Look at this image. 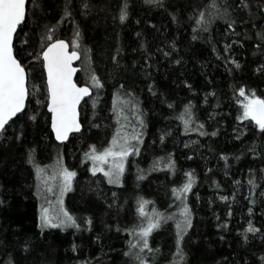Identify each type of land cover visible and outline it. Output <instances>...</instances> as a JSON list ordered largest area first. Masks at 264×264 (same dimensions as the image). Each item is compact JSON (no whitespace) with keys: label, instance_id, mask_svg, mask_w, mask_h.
Segmentation results:
<instances>
[{"label":"trees","instance_id":"trees-1","mask_svg":"<svg viewBox=\"0 0 264 264\" xmlns=\"http://www.w3.org/2000/svg\"><path fill=\"white\" fill-rule=\"evenodd\" d=\"M165 2L167 11L147 5L143 0H129V16L121 23L118 19V5L123 0H91L94 7L87 16L80 15L79 0H73L74 18L82 32L81 48L91 49L88 53L91 56L90 67L104 78V88L96 108H92L90 100L86 105L82 103V135H75L66 144L53 140L42 116L37 123H28L22 141H0V196L7 201L0 207V241L7 239L11 246H15L17 242L22 244L27 240L34 245L35 250L26 264H77L78 261L85 264H135L133 258L124 255L130 239L128 233L117 232L115 227L110 230L105 225L119 223L123 228L138 223L136 204L141 197L149 202L145 206L146 213L151 214L155 209L165 217L175 215V219L166 218L149 238L150 245L154 249L159 248L153 264H169L175 250L176 219H179V202L173 203L171 188L182 184L186 179L184 173L190 170L194 173L195 182L186 201L192 212V227L184 238L187 264H236L238 261L242 264L245 247L236 228L244 224L242 218L248 217V201L244 199L248 191L245 180L247 170L249 167H259L260 161H253L250 156H242L239 161L234 159L235 155L243 151V144L241 140L232 138L238 105L235 104L230 85L241 82L256 86L259 83V78L251 74V68L254 67L252 62L257 60V56L253 55L255 33L264 26V20L254 14L251 22L237 27V32L241 33L237 37L226 36L224 20L215 18L209 30H197L200 38L193 40V10H205L207 14L211 11L213 0ZM227 2L232 3V0ZM63 3L64 0H44L46 10L40 23H54L59 19ZM215 3L220 4L221 0H215ZM169 12H175L178 23L172 22ZM236 15L245 14L240 12ZM252 23L257 27L252 28ZM73 28L69 19L58 26L55 35L69 40ZM137 32L142 33L140 39L136 36ZM225 39L229 42L241 39L244 42L243 47H233L235 57L241 62V70H236L232 76L228 75L213 52V45L222 49ZM141 40L146 43L148 51L155 53L150 61L152 67L145 70H142L145 63L144 50L139 48ZM173 41L177 47L170 57L165 58L156 51L157 47L169 50ZM117 44L123 49L119 68H115L110 59ZM177 58H181L180 64L171 62ZM133 61H136L135 65ZM78 65L80 70L76 79L84 83L87 76L83 68L89 65L83 56ZM145 71L150 72V75L146 76ZM185 80L192 84L195 92L189 91L183 83ZM31 83L43 88L38 79L33 78ZM120 83L125 85V89L118 91L117 85ZM149 84L154 85L155 96L149 92ZM260 87L264 88V84ZM127 89H131L134 95L128 96ZM210 91L217 94V99L209 97L211 105L219 102V107L213 108L202 102L204 94ZM165 99L174 102L172 109L162 102ZM189 100L194 105V120L202 121L208 132L218 128V136H200L197 132L185 134L184 123L178 117ZM132 103H136L137 107L133 108ZM123 104L125 106L121 107ZM34 107L35 100L29 105V110ZM212 113L216 115L214 119H209ZM140 114L146 123V127L140 129L144 132V144L141 145L139 156L129 157L132 163L126 165L123 187L107 184L102 175L93 176L87 164H80L79 158L87 151L88 145L95 144L97 148L105 146L115 131L117 120L122 118L130 122ZM93 123L100 127H91ZM192 127H196V124L193 123ZM161 133H166L163 142L160 141ZM33 148V162L30 163L28 153ZM221 152L231 154L228 176L224 175ZM167 153H171L176 161L175 174L150 171L154 159ZM189 156L191 159L187 158ZM57 158H61L67 167L77 172L66 196V209L78 222L91 216L93 224L90 231H77L74 228L64 231L45 229L41 234L37 227V170ZM137 167L145 170L144 179L139 181L136 180L139 174ZM213 179L221 185L220 189L212 186ZM233 180H240L241 184H233ZM234 190L235 202H228L234 215L228 218L226 202L220 201L218 195L231 196ZM112 191L120 194L119 203L123 207L119 211L116 207L109 208L105 202H111ZM210 198L212 203H209ZM261 199L257 194V203L253 206L255 215L252 219L257 226L264 225V204ZM217 216L221 220L229 219L228 229L216 228ZM97 235L101 237L99 241L93 239ZM73 243L78 246L76 252L72 251ZM257 243L256 240L252 241L253 245Z\"/></svg>","mask_w":264,"mask_h":264},{"label":"snow or ice","instance_id":"snow-or-ice-1","mask_svg":"<svg viewBox=\"0 0 264 264\" xmlns=\"http://www.w3.org/2000/svg\"><path fill=\"white\" fill-rule=\"evenodd\" d=\"M143 2L164 11L168 10L165 0H143ZM72 4L73 0H64L59 19L54 23L45 22L41 24L40 21L44 18L43 14L46 10L44 0H0V141H22L25 136L24 129L28 123H37L41 116L44 124L50 129L51 136L60 144L70 142V139L76 134L82 135L84 127V121L81 119L82 102L86 105L90 100L92 108H96L98 97L104 88V78L90 67L91 56L88 53L91 49L81 48L82 32L74 18ZM93 7L91 0H79L80 15L87 16ZM210 7L211 11L207 14L205 10H199L198 12L193 10L195 18L193 40L200 38L197 30L207 32L209 25L215 18L224 20L226 36L237 37L241 35L237 32V27L245 26L246 23L251 22L254 14L264 20V0H232V3L221 0L220 4L215 3V0H213ZM240 12L245 15H236ZM168 14L171 16L173 23L179 22L175 12H169ZM128 16L129 0H123V3L118 5V19L123 23ZM189 18L192 19L193 17ZM69 19L74 25L71 38L65 40L57 37L55 33L58 26ZM30 20L32 21L31 27L29 26ZM153 27L156 26L153 25ZM251 27L256 28L257 25L252 23ZM136 36L140 39L142 33L137 32ZM234 45L243 47L244 42L241 39H235L231 42L225 39L222 49H217L213 45L216 59L221 61L229 76H232L236 70H241V62L233 52ZM176 47L177 45L173 41L169 46V50L157 47L156 51L163 57L168 58ZM139 48L144 50L145 63L142 70L149 69L152 67L150 61L155 53L148 51L143 40H141ZM122 51L123 49L117 44L111 54L110 59L115 68L120 67ZM253 55L257 56V60L252 62L254 67L251 68V74L259 78V83L256 86L241 82H234L230 85L235 104L238 105L237 115L235 116L236 124L232 127V138L241 140L243 144V151L239 155H235L234 159L239 161L242 156H250L253 161H260L259 167H249L247 170L245 180L248 191L244 199L248 201V217L242 218L244 224L236 228L245 247V257L241 258L242 264H264V225L257 226L252 219L255 215L253 206L257 203V194L262 198L261 203L264 204V88L260 87L264 84V26H261L260 30L255 33ZM81 56L89 65L83 68L87 76L84 83H80L78 79L74 78L77 73L74 62L79 60ZM171 62L180 64L181 58L174 59ZM133 64L135 65L136 61H133ZM145 75L149 76L150 72L145 71ZM33 78L42 83V89L36 83L30 85ZM183 83L189 91H196L188 81L185 80ZM124 89L125 85L123 83L117 85L118 91ZM148 90L152 95H156L153 84L148 85ZM126 91L128 96L134 95L131 89ZM85 97L88 99L86 100ZM209 97L217 99L216 92H206L202 102L213 108L220 106L219 102L216 105H211ZM33 100H35V107L29 110V105ZM162 102L166 103L170 109L174 107L172 101L165 99ZM131 106L133 108L137 107L136 103H132ZM193 107V102L191 100L187 101L183 106V112L178 117L184 123L183 130L185 134L197 132L200 136H218V128L208 132L202 121L194 120ZM44 109L46 111H42ZM215 115V113L210 114L209 119H214ZM136 119L139 122L140 129L146 127L142 114L137 115ZM193 123L196 124V127H192ZM117 125L118 127L113 132L107 146L98 150L95 144L88 145L87 151L83 153V159L92 162L88 171L93 176L101 173L107 184L121 188L125 183L126 165L132 163L129 157L135 158L141 154V145L144 144V132L133 128V131L129 133L125 130L124 125L120 124L119 120H117ZM91 127L98 128L100 125L93 123ZM10 129L11 135H9ZM165 135L166 133H161V142L164 141ZM34 150V148L29 149L28 161L30 163L33 162L31 153ZM229 155L231 154L220 153V159L224 161L225 176L229 175L227 171L229 168ZM187 158L191 159L190 156ZM149 170L166 171L169 175H174L176 161L171 153H167L165 156L156 157ZM137 172L139 174L136 176V180L144 179L145 170L137 167ZM58 176L60 180L61 198L58 200L60 209L58 212L53 213L50 207H41L37 225L41 230V234L44 233L45 229L64 231L67 228H74L77 231H90L93 224L91 216H86L78 222V219L63 207V193L72 187L77 172L61 165ZM184 176L186 179L182 184L171 188L173 203L179 202V219H176L175 250L169 264H187L188 253L185 250L184 238L188 229L192 227V212L186 201L187 195L192 190L195 182V176L191 170L185 172ZM52 178L55 179V177ZM211 184L216 189L221 188V185L214 179ZM233 184H241V181L233 180ZM46 190L51 192V186H46ZM119 195L117 191L111 192V202L105 201L108 203L109 208L116 207L119 211L123 207L119 203ZM235 197V190L231 196L218 195L220 201L226 202V216L228 218H232L234 215L228 202L230 200L235 202ZM197 199H199L198 196ZM6 202L0 196V207H3ZM212 202L210 198L209 203ZM48 203L51 204L50 201ZM148 203L142 197L138 199L136 204L138 223L134 226L122 228L119 223L105 225L110 230L115 227L117 232L128 233L130 239L127 242V250L124 255L133 258L135 264H153L159 248L154 249L150 245L149 238L154 230L161 227L166 218L175 219L174 214L165 217L164 214L157 212L155 209L151 214L146 213L145 206ZM216 219L218 221L216 223L217 229H228L229 219L221 220L219 216ZM93 239L99 241L101 237L97 235ZM221 239H224V237L221 236ZM253 240L258 241V243L253 245ZM34 250L35 246L27 240L22 244L17 242L15 246H11L7 239L0 241V264H26L28 257ZM77 250L78 246L73 243L72 251L76 252ZM77 264H85V262L78 261ZM236 264H241V262L238 261Z\"/></svg>","mask_w":264,"mask_h":264},{"label":"rangeland","instance_id":"rangeland-1","mask_svg":"<svg viewBox=\"0 0 264 264\" xmlns=\"http://www.w3.org/2000/svg\"><path fill=\"white\" fill-rule=\"evenodd\" d=\"M124 106L125 105L123 104L121 107H124ZM119 122H120V124L124 125L125 130L129 133H131L133 131V128L140 130L139 125L136 124V122L139 123L137 121V119L130 121V122H126L125 120H123L121 118V120H119ZM117 127H118V125H116V128ZM116 128H115V130H116ZM111 137H112V135H111ZM111 137L108 139V141L111 139ZM108 141H107V143H108ZM107 143L105 144V146H107ZM103 147L98 148V150L102 149ZM61 158H57L56 161H53L51 164L47 165L46 167H43V168L37 170V174H36L37 183L36 184H37V196H38V200H39V213H40L41 207H50L52 209L53 213L58 212L60 209V205L58 203V200L61 198L60 197V189H59L60 180H59L58 172H59L61 165L66 166L65 162ZM79 162H80V164L81 163L87 164V168H90L92 165V162L90 160L83 159V154L80 156ZM97 174L102 175L101 173H97ZM52 177H55V179H53ZM46 186H51L52 191L48 192L46 190ZM70 190H71V188L68 191L64 192L63 196H62L63 207L65 209L67 206V203H66L67 197L66 196ZM49 201L51 202L50 205L48 203ZM52 230H57V229H52Z\"/></svg>","mask_w":264,"mask_h":264},{"label":"water","instance_id":"water-1","mask_svg":"<svg viewBox=\"0 0 264 264\" xmlns=\"http://www.w3.org/2000/svg\"><path fill=\"white\" fill-rule=\"evenodd\" d=\"M79 61H80V59L74 62V65L77 67V73L75 74V77H74V78L77 77V74H78V72H79V70H80L79 65H78ZM85 99H87V97H85ZM82 103H83V102H82ZM53 140L55 141L54 137H53ZM55 142H57V141H55ZM57 143L60 144V142H57ZM65 143H66V142H65ZM65 143H64V144H65Z\"/></svg>","mask_w":264,"mask_h":264},{"label":"flooded vegetation","instance_id":"flooded-vegetation-1","mask_svg":"<svg viewBox=\"0 0 264 264\" xmlns=\"http://www.w3.org/2000/svg\"><path fill=\"white\" fill-rule=\"evenodd\" d=\"M76 135H78V134H76ZM66 143H67V142H66ZM66 143H65V144H66Z\"/></svg>","mask_w":264,"mask_h":264}]
</instances>
